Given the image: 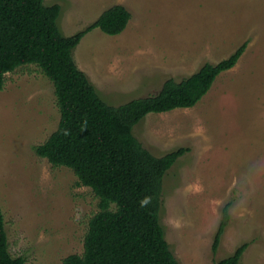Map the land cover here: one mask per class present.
I'll use <instances>...</instances> for the list:
<instances>
[{
	"label": "rangeland",
	"instance_id": "rangeland-1",
	"mask_svg": "<svg viewBox=\"0 0 264 264\" xmlns=\"http://www.w3.org/2000/svg\"><path fill=\"white\" fill-rule=\"evenodd\" d=\"M60 4L70 37L107 9L124 6L126 30L86 35L74 59L111 106L158 94L167 80L189 78L242 44L236 65L191 109L151 113L134 128L163 157L189 151L164 182L161 223L181 264H214L247 243L241 264H264V0H45ZM61 120L55 87L34 65L6 76L0 92V206L10 252L27 264H62L83 255L99 198L75 173L54 167L35 147ZM230 204L219 248L215 235Z\"/></svg>",
	"mask_w": 264,
	"mask_h": 264
},
{
	"label": "trees",
	"instance_id": "trees-1",
	"mask_svg": "<svg viewBox=\"0 0 264 264\" xmlns=\"http://www.w3.org/2000/svg\"><path fill=\"white\" fill-rule=\"evenodd\" d=\"M44 1L0 0V92L8 73L29 65L42 70L55 87L61 120L57 131L34 150L54 167L71 169L78 185L91 188L99 198V212L89 222L83 255H70L62 264H181L166 239L161 218L165 179L189 149L157 157L135 136L134 128L151 113L195 107L221 74L236 67L249 43L181 82L167 80L156 95L114 107L79 69L73 54L95 29L121 35L131 13L122 5L113 6L68 37L59 24L62 6H46ZM229 206L215 235L214 251L228 226ZM247 247V243L241 245L214 264H241ZM0 264H27L24 257L10 252L1 206Z\"/></svg>",
	"mask_w": 264,
	"mask_h": 264
}]
</instances>
